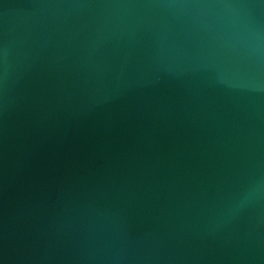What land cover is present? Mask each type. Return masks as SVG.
Wrapping results in <instances>:
<instances>
[{
	"label": "water",
	"instance_id": "1",
	"mask_svg": "<svg viewBox=\"0 0 264 264\" xmlns=\"http://www.w3.org/2000/svg\"><path fill=\"white\" fill-rule=\"evenodd\" d=\"M0 264H264V0H0Z\"/></svg>",
	"mask_w": 264,
	"mask_h": 264
}]
</instances>
